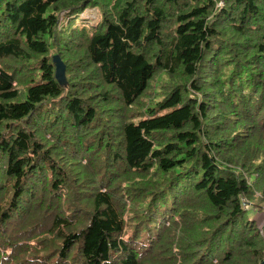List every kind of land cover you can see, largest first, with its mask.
Instances as JSON below:
<instances>
[{"label":"trees","instance_id":"1","mask_svg":"<svg viewBox=\"0 0 264 264\" xmlns=\"http://www.w3.org/2000/svg\"><path fill=\"white\" fill-rule=\"evenodd\" d=\"M249 208L264 0H0V264H261Z\"/></svg>","mask_w":264,"mask_h":264},{"label":"rangeland","instance_id":"2","mask_svg":"<svg viewBox=\"0 0 264 264\" xmlns=\"http://www.w3.org/2000/svg\"><path fill=\"white\" fill-rule=\"evenodd\" d=\"M65 18V16H64ZM100 19L99 9L96 7H90L81 13L80 17L76 20L75 26L87 25L89 28L98 23ZM63 22V21H62ZM64 24H67L66 22ZM250 216L258 221V225L262 228L264 225V210L259 211L257 209L249 208Z\"/></svg>","mask_w":264,"mask_h":264},{"label":"water","instance_id":"3","mask_svg":"<svg viewBox=\"0 0 264 264\" xmlns=\"http://www.w3.org/2000/svg\"><path fill=\"white\" fill-rule=\"evenodd\" d=\"M54 61L56 63V78L62 85H66L67 81L65 75V64L63 63L59 55H55ZM263 230H264V225H263ZM261 264H264V260L262 261Z\"/></svg>","mask_w":264,"mask_h":264}]
</instances>
